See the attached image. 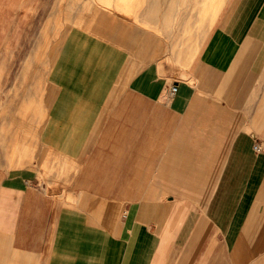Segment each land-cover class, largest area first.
<instances>
[{
    "label": "crops",
    "instance_id": "1",
    "mask_svg": "<svg viewBox=\"0 0 264 264\" xmlns=\"http://www.w3.org/2000/svg\"><path fill=\"white\" fill-rule=\"evenodd\" d=\"M39 1L0 0V264H264V0Z\"/></svg>",
    "mask_w": 264,
    "mask_h": 264
},
{
    "label": "rangeland",
    "instance_id": "2",
    "mask_svg": "<svg viewBox=\"0 0 264 264\" xmlns=\"http://www.w3.org/2000/svg\"><path fill=\"white\" fill-rule=\"evenodd\" d=\"M139 1H141L140 6L142 7L143 12L149 9L150 0H111V1L110 0H56V1L55 0H40L39 3L37 2L38 5L36 7L31 8V11H33L31 14L35 16H34V22L29 24L30 37H33L34 33H36L39 29L47 32L48 37L49 35L52 37V33L55 30L57 31L61 30L62 32L66 31L68 27L70 26L69 17L71 14H73V12L76 11V8L78 10V15L84 16L87 9L88 11L90 10L92 11L93 9L94 16H97L99 15L98 13H100L101 15L103 13L107 14L106 8H109L112 4L114 5L116 4L118 5L117 10L119 11V13L132 19L134 3L135 2L138 3ZM176 4L181 5V0H176L175 5ZM175 8L176 7H174V9ZM55 9H57L56 12L58 16L55 19L57 23L54 22V18H53ZM180 9L181 8H178V11ZM43 15L46 16V23L38 24V21L40 20L39 18ZM147 25L143 24L144 27H146ZM46 42L47 44L51 42V45L53 43V41L50 39H47ZM193 42L198 43V40L195 39ZM30 44H32V41L30 42ZM36 44H37V40L35 39L34 46H36ZM46 46L48 47V45ZM31 73L36 74V72H31Z\"/></svg>",
    "mask_w": 264,
    "mask_h": 264
},
{
    "label": "built area",
    "instance_id": "3",
    "mask_svg": "<svg viewBox=\"0 0 264 264\" xmlns=\"http://www.w3.org/2000/svg\"><path fill=\"white\" fill-rule=\"evenodd\" d=\"M176 90H177V85L176 84H170L169 85V88H168V96L170 97V96H172L175 92H176ZM261 146H260V144L259 143H255L254 144V148L256 149V150H258L259 148H260Z\"/></svg>",
    "mask_w": 264,
    "mask_h": 264
},
{
    "label": "bare ground",
    "instance_id": "4",
    "mask_svg": "<svg viewBox=\"0 0 264 264\" xmlns=\"http://www.w3.org/2000/svg\"><path fill=\"white\" fill-rule=\"evenodd\" d=\"M222 2H223V0H217V2L215 4H212V9H211V13H210L211 18L214 17L216 11L219 9Z\"/></svg>",
    "mask_w": 264,
    "mask_h": 264
}]
</instances>
